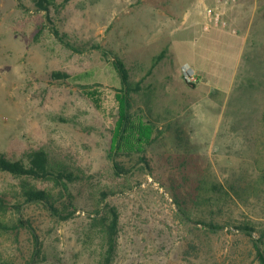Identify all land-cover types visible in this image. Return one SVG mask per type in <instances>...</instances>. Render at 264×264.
<instances>
[{
    "label": "rangeland",
    "instance_id": "1",
    "mask_svg": "<svg viewBox=\"0 0 264 264\" xmlns=\"http://www.w3.org/2000/svg\"><path fill=\"white\" fill-rule=\"evenodd\" d=\"M51 2L46 11L36 0H0V152L27 163L42 148L78 178L70 206L53 179L0 170V261L101 264L102 217L114 206L110 264H263L254 239L264 233V0L225 7L236 33L204 29L198 11L216 0ZM107 52L141 83L132 93L134 134L120 149L121 82ZM140 123L153 131L138 142ZM198 180L230 195L205 185L197 198ZM25 181L74 213L62 219L44 202H27ZM178 204L191 220L223 228L184 221ZM245 223L252 236L235 228Z\"/></svg>",
    "mask_w": 264,
    "mask_h": 264
},
{
    "label": "trees",
    "instance_id": "2",
    "mask_svg": "<svg viewBox=\"0 0 264 264\" xmlns=\"http://www.w3.org/2000/svg\"><path fill=\"white\" fill-rule=\"evenodd\" d=\"M52 0H36L38 6L41 9L49 11V5L52 3ZM54 34L59 38L63 39L62 35L59 33L57 28H52ZM66 45L70 44L63 40ZM106 54V52H104ZM109 56L112 57V64L120 77L121 88H120V102H119V113L120 118L118 120L116 135L114 138V145L113 149H120L122 145L126 144L128 141V137L130 134H134V126L135 124L131 120V106H132V93L138 92L141 89V83L139 81L132 82L130 78L129 70L122 60V58L113 56L110 52H107ZM163 55L161 52L157 58L159 59ZM53 75L55 76H63L64 73L61 72H54ZM189 84L193 85L192 82ZM262 120L264 122V111L262 115ZM153 125L151 124H143L140 123L137 126V135H140L136 138L138 142H141L143 138L148 139L153 131ZM133 129V130H132ZM142 144H137V149L141 148ZM27 163L22 160L17 159H10L6 157L3 153L0 152V170L6 171L16 176H27L35 179L39 178H49L53 179L55 183L60 185L61 193L67 196L70 200L68 203L72 206V192L70 188V183H73L75 178H78L76 174L69 169L68 166L64 165L61 161L58 162L51 158L52 156L49 153L42 149H34L27 155ZM111 158L113 161V168L117 174L125 171L123 166L115 159L114 151L111 152ZM141 159L145 160L144 157ZM205 185L210 187L211 190L225 192L227 195H230V192L224 188L222 184L215 183V182H205L204 180H198L195 186L198 198V191H202L201 195L205 193ZM23 194L25 200L27 202H44L49 210L57 217L62 219L70 217L74 213V210L71 212H67L63 214L62 209L59 208L50 193H48L44 189H37L34 186H31L29 182H23ZM102 197H105V192H101ZM211 198V196H209ZM178 202V201H177ZM179 206V215L181 218L188 222L193 221L195 224H201L210 230H219L223 228L218 222L214 220H206L202 217H197V219L191 220L190 214ZM67 209V207L65 208ZM103 223H105V233H106V248H105V256L101 264H110L113 256V252L116 247V236L118 231V221L119 215L118 211L114 206L109 207V217L105 220L103 217ZM236 229L243 231L245 234L252 236L255 228L252 224H241L235 226ZM35 236V235H34ZM35 243L37 244L36 236H35ZM264 233H261L258 238L254 239V246L257 249V256L258 259L264 264ZM39 248L35 246V253H38ZM0 264H7L5 262L0 261Z\"/></svg>",
    "mask_w": 264,
    "mask_h": 264
},
{
    "label": "built area",
    "instance_id": "3",
    "mask_svg": "<svg viewBox=\"0 0 264 264\" xmlns=\"http://www.w3.org/2000/svg\"><path fill=\"white\" fill-rule=\"evenodd\" d=\"M234 0H216L214 6H204L202 14L205 18L204 29L208 30L211 26L227 27L231 32L236 33V29L231 27L230 22L225 18V7ZM187 81L196 80V73L192 68H183Z\"/></svg>",
    "mask_w": 264,
    "mask_h": 264
},
{
    "label": "crops",
    "instance_id": "4",
    "mask_svg": "<svg viewBox=\"0 0 264 264\" xmlns=\"http://www.w3.org/2000/svg\"><path fill=\"white\" fill-rule=\"evenodd\" d=\"M198 13L202 14V11H201V10H199V11H198ZM202 17H203V16H202Z\"/></svg>",
    "mask_w": 264,
    "mask_h": 264
}]
</instances>
